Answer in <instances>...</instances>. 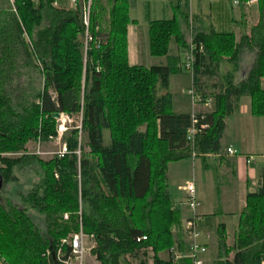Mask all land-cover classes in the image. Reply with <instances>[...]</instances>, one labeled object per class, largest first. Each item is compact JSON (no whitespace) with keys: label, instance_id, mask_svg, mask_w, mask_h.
<instances>
[{"label":"trees","instance_id":"obj_1","mask_svg":"<svg viewBox=\"0 0 264 264\" xmlns=\"http://www.w3.org/2000/svg\"><path fill=\"white\" fill-rule=\"evenodd\" d=\"M69 1L13 0L9 11H0V176L9 183L14 168L37 162L45 174L40 192L23 202L46 218L43 233L26 208L0 205V256L6 264H55L47 252L56 253L82 226L95 237L98 264H132L128 258L149 264L148 251L153 264H193L174 258V251L185 255L187 247L173 239L182 215L168 166L191 160L193 153L203 162L219 156L227 117L242 98H250L253 116L264 117V0H258V25L239 43L232 34H196L192 84L199 89L201 77L215 76L225 62L232 72L214 96V111L195 115L172 111L169 79L184 71L181 56L170 55L172 41L185 45L178 20L155 21L148 29L151 56L166 58L167 65L130 66L129 0H91L88 28V0L75 6ZM87 33L92 41L85 51ZM244 49L256 54L255 62L234 85ZM32 65L43 80L39 88L24 81V69ZM56 114L81 117L80 128L63 136L67 153L49 161L27 154L31 142L58 136ZM193 118L199 125L192 144ZM223 247L227 254L235 251L234 259L217 264L264 263V166L247 196L236 245ZM165 252L168 260L160 256Z\"/></svg>","mask_w":264,"mask_h":264},{"label":"crops","instance_id":"obj_2","mask_svg":"<svg viewBox=\"0 0 264 264\" xmlns=\"http://www.w3.org/2000/svg\"><path fill=\"white\" fill-rule=\"evenodd\" d=\"M177 2L178 6L185 5L187 8V13L181 16L180 21H178L181 33H183L184 36L186 34V25H189L191 34L207 35L212 32L217 34H232L236 39V42L239 43L244 37L251 36L253 28L256 27L260 21L259 1L252 6L242 5L236 7L232 4L231 0H210L211 8H209L208 11H206L207 8H205L206 3L204 0H187L185 4L178 0ZM69 4L72 6L70 1ZM173 5L174 4L170 0H129V15L132 21L128 26V63L130 66L146 68L159 66L157 63V59L159 58H154L150 54L148 29L152 22L174 20L177 11L174 10ZM139 6L143 8V19H141L140 15L137 13ZM253 6L258 7V11L256 10V18H253ZM140 21L144 24V32L139 30L141 27ZM243 53L256 55L246 49L242 51V54ZM147 54L150 55V57L147 59L149 60L148 63H145L141 58ZM173 54V56L180 55L185 57L186 51H183L176 46ZM163 59L164 58H161V64L162 66H165L167 65V60ZM164 63L165 65H163ZM251 69L252 67L240 80L234 79L233 84L238 85L244 81ZM198 82L199 89L204 95V86H202L203 82L201 80ZM262 87L264 89V79L262 81ZM218 92L216 90L213 91L210 97L204 95L206 98H209L207 104L211 106V109L210 111L201 112L199 114L212 113L214 111V96ZM243 104H245V107H243ZM231 118H237L238 126L235 129V135L229 138V140H226L225 137L228 135L229 129L228 120ZM221 146L222 152L219 155L221 156L220 158L217 156H209L208 159L205 162L202 161V163L207 170H214L216 172L215 183L217 182V179L224 180L226 186L235 183L236 191L233 193L238 197L236 198V201L238 202L241 211L239 215H235L238 217L237 223L234 225L233 230H230L228 233V227L226 224L217 225L215 223L216 216L221 214L220 212H217V203L220 200V195L223 193L222 191H219V196L217 195V191L218 189L220 190V187H216L217 189H215L216 198H214V200H208V198L205 200L206 196H204V192L201 190V187H199L197 196L199 208L197 215L200 218V230L204 235L202 245L209 248L208 244H210L212 250L215 251L216 259L213 258L212 261H210L212 262L211 264H217L218 262L223 261L222 258H226L227 253L223 247L224 243H226V246L231 249L236 245V240L240 233V219L246 208L247 196L248 194L255 192L260 182L262 170L257 174L252 166L256 160L263 162L264 166V117H255L252 115L251 100L249 97L242 98L233 115L227 117L226 129L221 140ZM228 149L235 151L236 156H228ZM249 158L252 159L250 164L248 163ZM198 159L202 160L201 158ZM210 160L215 161V166L212 167V165L209 164ZM188 161L189 160H185L182 162ZM176 196V204L182 208V219L187 221L191 216L188 214L185 205L186 195L184 193L182 194L178 189ZM221 202L222 200L219 201L218 204ZM176 242L180 243L181 241ZM183 242L188 245L186 241ZM232 252L231 260H233L235 256V251ZM200 260L203 264H206L207 262L204 261V257Z\"/></svg>","mask_w":264,"mask_h":264},{"label":"rangeland","instance_id":"obj_3","mask_svg":"<svg viewBox=\"0 0 264 264\" xmlns=\"http://www.w3.org/2000/svg\"><path fill=\"white\" fill-rule=\"evenodd\" d=\"M174 5V10L177 11L176 13V20L180 21V17L187 13V8L185 5H179L177 0H170ZM206 5L205 8H207L206 11L211 8L210 0H204ZM184 3L185 2H181ZM13 0H0V11H9L12 7ZM254 10V16L253 18L257 17L256 10L258 11L257 6L252 7ZM130 11V10H129ZM137 13L140 15V18L143 19V8L139 6ZM143 21V20H142ZM140 21V29L144 32V24ZM188 24V22H187ZM186 34L182 33L184 37L185 45L182 47L177 46L175 42L172 41L170 44V55H174L173 51H175L176 46L182 49L183 51H186V54L190 50V43H191V30L190 26L186 25ZM181 29V28H180ZM141 32V31H140ZM139 32V33H140ZM146 56V57H145ZM141 58L142 61L145 63H148L149 60H147L150 55H145ZM166 59V58H164ZM163 59V60H164ZM185 62V57L181 56V63ZM255 62V55L243 53L240 57L239 62V70L237 74H235L234 79L240 80L248 70L253 67V64ZM157 63L159 66H162L161 59H157ZM165 65V63L163 64ZM246 71V72H245ZM232 72V66L229 63H223L220 66V69L217 71L215 76H209L204 75L201 77L202 86H204V95L207 97H210L213 91H219L221 88V85H225L227 80H230ZM26 85L32 86L34 88H39L43 84V80L40 77L37 68L34 67V65L27 67L24 69ZM233 79V80H234ZM232 80V79H231ZM192 87V77L189 73L183 71L182 73H178L176 75L170 76L169 79V92L171 93L173 97V112L175 113H186L193 115L195 113L199 114L201 112H207L210 111V105L205 104H196L194 105L192 102L191 97L188 95L189 89ZM162 93V91H161ZM209 98H207L208 100ZM245 104H243V107ZM58 132L59 129H65L63 135L61 138H59V135L51 139L47 143H36L31 142L26 147V152L29 155L36 156L40 160L49 161L55 156H59L62 149L66 146L63 141V136L66 134L69 130L74 129L75 127L80 128L81 126V117H74L67 119L66 116H61L58 120ZM229 129H228V135L225 137L226 140H229V138L233 137L235 135V129L238 126L237 124V118H231L228 120ZM104 144L107 146L110 144L109 139V133H105L104 137ZM88 151V150H87ZM4 157L8 158H20L22 154H6L3 155ZM210 165L215 166V161L210 160ZM252 168L258 173L263 169V162H260V160H256L253 164ZM45 174L41 168V166L36 162L33 164H29L23 167H16L13 169V178L9 183H3L0 187V205L5 207L6 209L10 210L11 207H18V208H26L29 216L34 220V222L37 224V226L42 230L43 233H45V221L46 218L44 215L40 214L37 210L31 209L30 207H27L25 203L23 202V197L30 196L31 194L35 192H40V188L42 185V181ZM215 176L216 172L214 170H207L202 160L200 159H191L188 162H180V163H174L170 164L168 166L167 170V178L168 182L171 187H173L175 190L181 191L182 194L185 193V188L188 185L189 182L194 181L196 185L197 190V196H198V190L199 187H201V190L204 192V196H206L205 200L208 198V200L216 198L215 194L217 189L216 187H220L219 191H222L223 193L219 197V201L222 200L220 204L219 201L217 203V212H220L221 214L216 216L215 223L217 225L220 224H226L228 227V233L230 230H233L234 225L237 223V215H239L241 208L236 201L238 197H236L235 192V183L230 184L229 186L225 185V181L222 179H217V182L215 183ZM80 185V183H79ZM184 191V192H183ZM217 202V201H216ZM186 204V201H185ZM181 210L182 215V208L179 206ZM80 209L82 210V202L80 200ZM188 214L191 216V212L187 209ZM198 212V210H197ZM67 215V214H66ZM65 215V216H66ZM236 215V216H235ZM64 216V217H65ZM183 218V217H182ZM65 220V218H64ZM200 225L198 224V227ZM186 228V221L183 219L181 220V223L179 225H175L172 228V234L174 241H181L180 243H183L185 247L186 245L183 241H186L187 244L189 243V239L186 236L185 233ZM200 230V227H199ZM213 231V230H212ZM215 231V230H214ZM201 232V230H200ZM75 233L70 234L67 238L73 236ZM91 236V235H89ZM202 239H204V235L201 232V237L199 238V243H202ZM178 243V242H177ZM209 245V248H206V253L203 255H200L199 258L202 259L204 257V261H207L206 264H211L212 259H216L215 251L212 250L211 245ZM92 244L90 245V247ZM228 247V246H227ZM97 248V246L90 252V256L88 258V264H98L96 257L93 254V251ZM229 249H231L229 247ZM208 250V252H207ZM149 252L148 257V263L153 264L152 261V253ZM233 252L228 251V254L226 258H222L223 262L226 260H231ZM161 258L163 260H168L169 255L167 252L162 253ZM128 263L132 264H138V261L135 259L128 258L126 260Z\"/></svg>","mask_w":264,"mask_h":264},{"label":"built area","instance_id":"obj_4","mask_svg":"<svg viewBox=\"0 0 264 264\" xmlns=\"http://www.w3.org/2000/svg\"><path fill=\"white\" fill-rule=\"evenodd\" d=\"M72 5H76L79 0H70ZM179 2H186L187 0H178ZM232 4L236 7H240L242 5L252 6L258 3V0H231ZM90 6L91 0H88V3L84 10V23L86 28L89 27V19H90ZM194 34H191V43L190 50L185 55V62L182 65V69L189 73L193 78L194 75V63L196 60V47L194 44L195 39ZM92 41V38L89 37L88 33L86 34L85 40V51L87 50L88 43ZM202 50V48H201ZM188 95L191 97L194 105L200 103L205 104L207 101H204L202 92L192 84V87L188 91ZM67 119H69L67 117ZM199 125V120L193 118L192 128L189 131L188 140L193 144L194 136L198 133L197 126ZM206 126H201V130L205 129ZM65 129H59L58 135L59 138L62 137ZM67 153L66 146L62 149L59 154V157H63ZM227 154L230 157H235L236 152L232 149L227 150ZM221 157V156H217ZM198 156L193 153L192 159H197ZM252 159H248V163L250 164ZM186 193V208L191 212V217L186 221L185 233L189 239V243L187 246V253L185 255L180 254L177 251H174V258L176 260H180L182 258H189L193 261V264H203L200 260L199 256L206 253V247L199 243V238L201 237V232L199 230V216L197 215V210L199 208V202L197 198V190L195 182H189L186 188L184 189ZM184 192V191H183ZM65 220H68V215H66ZM147 238L143 237L142 239H138V242L145 241ZM92 246L90 247V245ZM97 246L95 237L93 235L89 236L83 232L82 226L78 233H75L73 236L68 239L62 240L58 245L56 258L57 263L60 264H88V258L90 256V252L92 248L94 249ZM47 255L50 256L52 253L50 251L47 252ZM0 264H6L4 259L0 256Z\"/></svg>","mask_w":264,"mask_h":264},{"label":"water","instance_id":"obj_5","mask_svg":"<svg viewBox=\"0 0 264 264\" xmlns=\"http://www.w3.org/2000/svg\"><path fill=\"white\" fill-rule=\"evenodd\" d=\"M60 117H61V116H60L59 114L54 115V118H55L56 120H59ZM1 185H2V178H1V176H0V187H1ZM52 258H53V261L55 262V264H57V258H56V254H55V253H52Z\"/></svg>","mask_w":264,"mask_h":264},{"label":"bare ground","instance_id":"obj_6","mask_svg":"<svg viewBox=\"0 0 264 264\" xmlns=\"http://www.w3.org/2000/svg\"><path fill=\"white\" fill-rule=\"evenodd\" d=\"M37 2V1H36ZM98 44V43H97Z\"/></svg>","mask_w":264,"mask_h":264}]
</instances>
